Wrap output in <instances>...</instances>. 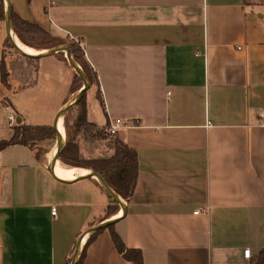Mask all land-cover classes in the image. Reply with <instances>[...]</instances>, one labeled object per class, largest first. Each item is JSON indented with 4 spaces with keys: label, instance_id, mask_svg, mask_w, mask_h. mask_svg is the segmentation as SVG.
I'll use <instances>...</instances> for the list:
<instances>
[{
    "label": "crops",
    "instance_id": "obj_1",
    "mask_svg": "<svg viewBox=\"0 0 264 264\" xmlns=\"http://www.w3.org/2000/svg\"><path fill=\"white\" fill-rule=\"evenodd\" d=\"M10 2L80 42L104 103L90 84L87 118L116 127L138 172L124 214L106 218L96 179L51 178V139L39 155L16 144L19 159L0 163V264H71L80 234L107 220L143 264H250L264 248V0ZM58 53L47 61L66 83L51 118L78 91ZM106 227L82 238L83 264H135Z\"/></svg>",
    "mask_w": 264,
    "mask_h": 264
},
{
    "label": "trees",
    "instance_id": "obj_2",
    "mask_svg": "<svg viewBox=\"0 0 264 264\" xmlns=\"http://www.w3.org/2000/svg\"><path fill=\"white\" fill-rule=\"evenodd\" d=\"M2 19H4V0H0V20ZM11 26L20 43L34 48L37 51L59 44H67L70 54L80 65L90 84L95 86V96L103 108L104 103L101 97L97 74L85 59L84 51L79 41L55 36L38 24L20 17L13 10H11ZM58 55L66 60L63 53L59 52ZM26 59L31 61L37 60ZM7 77L8 72L6 71L4 58L1 57L0 82L2 85L7 84ZM81 85L82 81L74 71L70 91L76 92ZM74 108L77 112L72 123L68 125L67 122H64L66 143L58 157V162L65 167L82 169L84 172L94 171L99 173L110 188L124 202H128L134 192L137 180L138 167L136 150L129 147L116 133L113 134L110 132L111 125L109 121H106L105 125H98L88 120L86 95H84ZM54 136L55 133L51 125L19 123L13 127L12 136L0 142V149L10 144H20L31 149L37 147L36 150L39 151V155L41 147L38 148L37 143L44 139H51ZM98 140L105 141L107 146L112 148V151H107L99 156H86L81 148V141L93 142ZM95 181L99 184L97 180ZM109 201L110 203L105 209L106 218L111 217L120 210L116 202L111 198H109ZM106 228L110 229L112 240L119 253L125 259L135 264H143L142 253L139 249L127 247L119 234L114 230L113 225H108ZM96 231L85 241V246L94 239L100 229ZM83 254L84 250L82 249L77 264H83ZM250 264H264V248L258 252Z\"/></svg>",
    "mask_w": 264,
    "mask_h": 264
},
{
    "label": "rangeland",
    "instance_id": "obj_3",
    "mask_svg": "<svg viewBox=\"0 0 264 264\" xmlns=\"http://www.w3.org/2000/svg\"><path fill=\"white\" fill-rule=\"evenodd\" d=\"M262 10H264V8ZM14 38L26 50L32 52L37 51L34 48H28V46L26 47L24 44L20 43L15 34ZM54 56L56 55L31 61L19 55L13 49L7 38L4 28V19L0 20V63L1 57H3L6 71L8 72L7 84L2 85L0 82V142L12 136L13 127L21 123L20 120L17 122L16 119L9 122L8 113L10 112L14 113L15 116L22 115L25 122L30 125L52 124L54 118H51L52 109L58 102L66 83V76L61 67L47 61L48 59L53 60V58H55ZM68 70L69 69H67L66 72H69ZM87 96L88 98H93L92 94L89 92ZM74 107L69 109L60 120V129L63 132L64 140L66 139L64 122H67L68 125L72 123L77 112ZM51 145L53 148L56 145V136L51 138ZM80 145L86 156H99L107 151H112V148L107 146V143L103 140L93 142L81 141ZM39 146L43 149V146ZM21 148L24 147L16 144H10L1 148L0 152L2 157L0 163L3 157H7L12 162H16L19 157H13L20 153L22 150ZM58 164L60 163L58 162ZM60 166L65 167L61 164ZM65 168H69V177L73 178L84 172L82 169L78 168Z\"/></svg>",
    "mask_w": 264,
    "mask_h": 264
},
{
    "label": "water",
    "instance_id": "obj_4",
    "mask_svg": "<svg viewBox=\"0 0 264 264\" xmlns=\"http://www.w3.org/2000/svg\"><path fill=\"white\" fill-rule=\"evenodd\" d=\"M4 3H5V7H4V9H5L4 28H5V33L7 35V38L9 40L11 46L13 47V49L22 57L30 58V59H37V60L42 58V57H45V56H49V55H53V54L58 53V52H62L64 54V57L66 58V61L68 62V64L73 68L75 73L79 76V78L82 81V85L78 89V91L72 96V98H70L67 102H65L58 109V111L56 112V114L54 115V118L52 120L51 127H52V129L55 133V136H56L57 149L52 153L51 157L49 158L48 164H47V171H48L49 175L51 176V178L55 182L60 183V184H73V183H76L78 181H81L84 179H90V178L96 179L99 182V184L101 185L104 193L120 206V212H122V214L120 215V217H121L126 210V203L115 193V191H113L110 188V186L106 183L104 178L99 173L94 172V171L83 172V174L77 175L72 180L60 179L55 174V169H54L55 165L58 163V157H59V155H60L61 151L63 150L65 143H66L64 140V135L62 134L61 130L59 129L60 120L69 109L73 108L84 97V95L86 94V91L90 87V82H89L86 74L84 73V71L82 70L80 65L76 62V60L70 54L69 47L67 44H59V45L53 46L51 48H47V49L39 50V51H34V52L26 50L22 45H20L17 42V40L14 38V34H13L12 26H11V10H12L11 9V2H10V0H4ZM17 122H18V119H17ZM113 222H114V220H107V221L92 224L89 227H87L80 234V236H79V238L75 244L71 264H77L78 263L79 255H80V251H81L82 238L86 234L91 233L93 231H96L102 227H106Z\"/></svg>",
    "mask_w": 264,
    "mask_h": 264
},
{
    "label": "bare ground",
    "instance_id": "obj_5",
    "mask_svg": "<svg viewBox=\"0 0 264 264\" xmlns=\"http://www.w3.org/2000/svg\"><path fill=\"white\" fill-rule=\"evenodd\" d=\"M27 47V46H26ZM29 48V47H28ZM59 129H60V124H59ZM61 130V129H60ZM61 132H62V130H61ZM62 134H63V132H62ZM57 149V143H56V145L54 146V148H53V152L55 151ZM55 174H56V176L58 177V178H60V179H63V180H72L73 179V177H69V172H70V170H69V168H65V167H62V166H60V164H56L55 165ZM122 214V212H120V215Z\"/></svg>",
    "mask_w": 264,
    "mask_h": 264
},
{
    "label": "built area",
    "instance_id": "obj_6",
    "mask_svg": "<svg viewBox=\"0 0 264 264\" xmlns=\"http://www.w3.org/2000/svg\"><path fill=\"white\" fill-rule=\"evenodd\" d=\"M167 93L170 94L169 91H168ZM260 116H261L262 118H264V112L261 113ZM15 119H16V116H15L14 113H12V112L8 113V120H9V122H11V121H13V120H15ZM262 124H263V123H262ZM110 132L113 133V134H115V133H116V127H115V126H111ZM1 156H2V155H1V152H0V159H1ZM50 213H51L52 215H54V214L56 213V209L53 207V208L51 209ZM243 256L246 257V258H248V257L250 256V250H249V248H246V249L243 250Z\"/></svg>",
    "mask_w": 264,
    "mask_h": 264
}]
</instances>
